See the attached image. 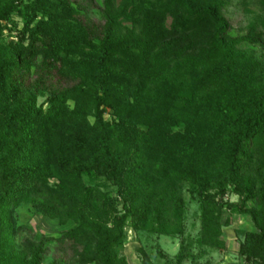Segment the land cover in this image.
<instances>
[{
    "label": "trees",
    "instance_id": "obj_1",
    "mask_svg": "<svg viewBox=\"0 0 264 264\" xmlns=\"http://www.w3.org/2000/svg\"><path fill=\"white\" fill-rule=\"evenodd\" d=\"M258 1L237 33L231 0H0V264H131L129 229L181 235L174 264L195 262L235 213L254 224L238 252L264 264ZM24 203L64 227L20 221Z\"/></svg>",
    "mask_w": 264,
    "mask_h": 264
},
{
    "label": "rangeland",
    "instance_id": "obj_2",
    "mask_svg": "<svg viewBox=\"0 0 264 264\" xmlns=\"http://www.w3.org/2000/svg\"><path fill=\"white\" fill-rule=\"evenodd\" d=\"M225 13L231 18L234 31L243 33L250 21L260 20L262 11L259 7L258 0H231V4L226 8ZM5 38L9 33V29H5ZM15 33V31H13ZM264 50V49H263ZM42 96L40 100H43ZM106 116H109L108 113ZM87 178V177H86ZM104 177L97 178L96 181L104 182ZM55 180V178H52ZM88 181V179H86ZM111 189L113 188L109 185ZM114 190H112L113 192ZM187 212L185 217L186 233H190L192 237L198 235L199 222V203L186 192ZM225 198L235 200L237 194L227 192ZM20 221L29 222L38 231L57 233L64 225L60 224L57 219L51 218L43 214H36L34 209L28 203H24L19 208ZM227 212L224 213V219ZM232 223L223 227L224 234L227 238V248L223 251L209 250L197 261L192 262L190 258L186 259L184 264H249L244 257L238 252L240 243V234L238 228H253L254 224L250 217L245 214H231ZM69 225L65 226L68 227ZM23 234L18 235V238ZM181 235H167L157 232L139 231L137 234L128 230V237L122 253H125L131 264H142V252L138 249L140 246L151 255L157 264H174L175 254L180 248ZM200 249L198 245H194L193 250L196 252ZM51 257V256H50ZM47 258L43 264H46ZM93 264V263H91Z\"/></svg>",
    "mask_w": 264,
    "mask_h": 264
}]
</instances>
